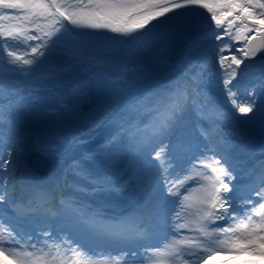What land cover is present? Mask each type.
I'll return each instance as SVG.
<instances>
[{"label":"snow or ice","instance_id":"snow-or-ice-1","mask_svg":"<svg viewBox=\"0 0 264 264\" xmlns=\"http://www.w3.org/2000/svg\"><path fill=\"white\" fill-rule=\"evenodd\" d=\"M193 6L206 9L210 14L209 23L214 24L212 37L217 42V63L227 100L239 114L247 117L250 124L264 130V101L257 102L255 89L250 90L247 97H242L233 84L245 61L254 59L258 52H264V0H0V10H3L0 14V53H6L10 58L8 63L22 61L24 66L31 68L35 61L21 56L19 49L11 50L9 42L19 46L22 40L29 41L31 43L23 46V52L44 57L50 47L48 41L40 36L45 27H53L59 33L65 28L63 21H67L90 32H110L130 37L153 21L160 22L153 24L152 29H164L176 17L169 16L168 20L160 18ZM41 21H48L49 24H42ZM28 32L32 34L28 35ZM44 35L48 40L52 39L50 33L45 32ZM78 39L83 48L98 46L95 40L83 36ZM4 62L0 55V65ZM206 64L207 60L202 68ZM59 74L60 71L54 67L47 75L55 77ZM193 81H197V77H193ZM85 87L87 83L82 82L72 88V93L82 94ZM259 87L264 89V80ZM156 100L167 115L158 121L151 136H164L184 122L186 88L175 82L166 93L157 95ZM63 107L67 108V105ZM127 110L125 105H116L105 110L90 128L61 137L62 143L74 147L90 142L81 137H91L104 125H118L116 135L109 141L97 144L81 159L72 162V170L86 181L87 187L70 185L65 176L38 179L34 174L25 172L20 188L22 191L45 193L40 196L39 202L35 197L27 202L17 198L16 184L9 182L6 175L13 163L12 150L4 155V137L0 133V258L10 261V264H177L178 260L179 264H206L209 258L221 253L250 251L256 256H264V162L253 183L247 186L251 198L241 197L240 189L233 184L237 177L228 157L230 145L220 148L206 130L201 131V135L209 141L206 152L200 155L193 153L188 157L189 167L195 173L192 180L198 183L185 189L195 195L184 213L181 212L183 201H189L190 196L176 191L178 185L184 183L183 180L168 178V169L173 164L170 156L161 157L167 145L152 156L154 160L161 161L166 193L151 191L131 165L126 174L118 175L95 172L85 166L96 157L105 155V150L121 139L126 129L119 114ZM3 121L0 107V124ZM151 136L128 137L129 155L139 154ZM10 139L19 143L15 137ZM246 142L251 143V140ZM259 151L264 153V144ZM18 156L22 157V153ZM60 187H70L90 197L105 198L118 196L130 187H136L138 207L129 213H108L106 209L113 206L110 200L101 199L90 204L75 197H65L57 202L51 193ZM168 197L177 199L170 202ZM142 201H150L151 208L146 209ZM169 203H173L172 208L168 207ZM4 205L9 206L11 215L2 207ZM53 221L58 230L39 228L35 235L21 230L26 222ZM165 227L172 233L168 242L162 246H150L148 241L163 232ZM188 232L197 235L186 241L180 239ZM82 241L94 244L97 250L89 251ZM213 242H219L224 247L213 248ZM176 244L188 251H177ZM105 248L118 251L105 252ZM69 253L74 255L69 256Z\"/></svg>","mask_w":264,"mask_h":264},{"label":"rangeland","instance_id":"rangeland-1","mask_svg":"<svg viewBox=\"0 0 264 264\" xmlns=\"http://www.w3.org/2000/svg\"><path fill=\"white\" fill-rule=\"evenodd\" d=\"M183 13V15H181ZM3 14V10H0ZM169 16L176 17L171 25H166L164 29H152L153 24H158L160 21H153L145 29L133 34V36L125 37L119 36L110 32H90L88 30L72 26L67 21H63L65 26L59 33H56L53 27H45L40 36L42 40L48 41L50 47L46 50L44 57L33 56L30 53L23 52V46L31 42L22 40L21 44L17 46L13 42H9L11 50L17 51L26 59L34 60V65L29 68L24 66L22 61L8 63L10 59L6 53H0L3 56L4 63L0 65V101L5 97L17 93L16 98L10 110L4 113V117H8L6 123L0 124V128L4 137L5 152L8 155L9 149L15 153L24 150L23 141H28L30 138L47 140V145L52 149L59 150L60 133H67L69 131H83L85 125L92 126L94 121L103 115L106 105L118 104L125 105L127 101L149 88H156L157 86L166 85L172 81L174 76H185L187 65L185 61L192 64L190 60L194 57L203 58L209 53L210 45L214 42L212 32L215 30L214 24L209 23L210 14L206 9L200 7H188L179 9L167 16L160 18L161 20H168ZM9 23V22H3ZM11 23H16L12 21ZM42 24H49L48 21H41ZM56 27H59L58 25ZM150 29H152L150 31ZM48 32L52 35V39L44 35ZM31 35L32 32H28ZM95 40L98 44L95 48H83L79 43V37ZM138 37V38H137ZM150 38L148 44L143 45L144 40ZM182 38V40H179ZM182 41L186 43V52L179 58L180 62H172L170 54L174 50L173 43ZM140 45V49L131 56L129 49L132 45ZM264 52H258L256 57L259 58ZM109 57H114L109 59ZM259 60V59H258ZM257 60V62H259ZM133 66L134 68L128 70L123 80H121L122 87L116 85L118 82H111L109 74L116 72H123L124 67ZM65 67L63 72L58 76L49 77L47 74L54 67ZM89 74H94V77L88 82V88H92L99 96V100L94 104L92 111H85L83 109L84 98L88 90L84 88L82 94H71V103L68 106V113L65 115V110L54 114L44 113V106L49 105L53 101L62 99L64 88L71 83L76 77H82ZM210 81L219 86L221 83L219 74H214ZM239 78L233 81L237 86L240 84ZM239 91V88L237 86ZM50 93V97L41 103L39 112L40 118L35 122L24 120L16 123L12 120L13 114L21 115L24 118L33 115L32 110H28L23 105L22 97L28 94L27 103H31L34 97L43 98L44 94ZM244 97V95H242ZM258 102H260L258 100ZM230 103V102H229ZM231 104V103H230ZM67 110V109H66ZM237 113L238 111L234 109ZM64 111V112H63ZM90 111V112H89ZM71 112L73 114H71ZM10 115V116H9ZM239 117L240 114L238 113ZM66 117V120L63 119ZM244 118V116H241ZM192 125V120H191ZM18 128H29L33 130L31 135L23 133L17 137ZM24 135V136H23ZM94 135V132L91 136ZM28 136V137H27ZM12 137H17L19 143L17 144ZM87 138V136H84ZM13 140V142H11ZM80 147V146H79ZM77 147L71 150H77ZM30 149V148H29ZM122 151L124 155H129V148L126 143L122 142L115 146L110 152ZM34 151L28 152L27 160ZM42 154H45V152ZM102 156H100L101 158ZM98 159V161L100 160ZM121 159V156L119 157ZM117 160V162L119 161ZM18 167L15 165L13 169L18 172L25 167L24 160H18ZM116 162V165H117ZM96 163V162H95ZM27 164V163H26ZM136 163V168L137 167ZM96 171H104V169L97 163ZM72 178L78 179L75 174ZM9 182H15L8 178ZM80 180V179H79ZM84 181V180H83ZM86 182V181H85ZM84 183V182H81ZM76 193V192H75ZM78 193V192H77Z\"/></svg>","mask_w":264,"mask_h":264},{"label":"bare ground","instance_id":"bare-ground-1","mask_svg":"<svg viewBox=\"0 0 264 264\" xmlns=\"http://www.w3.org/2000/svg\"><path fill=\"white\" fill-rule=\"evenodd\" d=\"M179 40H182V38H180ZM248 63H250V62H245V64H248ZM215 65L217 68V74H219V76H220L216 52H215ZM244 65H242L240 69H242ZM119 73L120 72L111 73L110 75H112V74L118 75ZM116 85H118L119 87L120 86L122 87L121 82L116 83ZM88 86H90V85L87 84V87H85L88 90L87 95L85 97V101H84L85 104H86V101L90 102L93 98H95L98 95L92 88H90V87L88 88ZM213 86H215V85L213 84ZM217 90H218L217 91V98L220 100V102L223 104L227 103L228 100H226L227 97L223 91L221 83L219 84V87H217ZM49 97H50L49 94L46 95L47 99ZM198 102H200V101H198ZM41 103H42V100L40 98H37V99H34V101L31 102L30 104H28V103L25 104L26 108L28 110L31 109L34 112L36 117L28 116V117L24 118L21 115L13 114V115H11L13 117L12 120L15 121L16 123H20L24 120H27L29 122H35V121L39 120V118H40L39 112H40ZM92 109H89V110L92 111ZM62 110H65V113H66L65 115L70 113V112L68 113V111H69L68 107L67 108L62 107ZM62 110H61V112H62ZM71 114H73V113L71 112ZM192 116H193V114H192L191 107L190 106L186 107L184 122L174 128V130H175V137L174 138L170 137L169 133L167 135H164V136H151V135H149V136H151V138L148 140L147 146L139 154L132 155V156L129 155L130 158L135 159V162L138 163L137 167H138L139 173L143 177V181L149 187V189L153 192L164 191L166 193V189L164 188L165 173L161 168V161L154 160L152 158V156L156 151L160 150L161 148H164L165 145H167L165 152L161 153V157L163 159L167 155V156H170V158H171V163L173 164V167L168 169V178L173 179V180H175V179L183 180L184 183L181 185H178L176 191H180L184 195L190 196L189 201H183V207L181 208L182 213L187 211L188 205L191 202V197L193 195H195V193H192L190 191H185V189L186 188L190 189L191 187H195L196 184L198 183V181L192 180V176H194L195 173L192 172L190 167H189L188 157L191 156L193 153H195L196 155H200L202 152H206V146H205L206 143H205L204 139L201 138L197 134V132L195 131V129L191 125ZM241 116L242 115L240 114V117ZM241 119H243L244 122L249 125V128L251 130H255V131L262 130L258 125L250 124L247 120V117H244V118L241 117ZM7 120H8V117L7 118L4 117L3 123L5 124ZM63 120L65 121L66 117ZM240 128H242V127L240 126ZM3 130H5L3 127L0 128V133ZM176 139H182L183 140L182 142L189 143L190 146L193 148H190V146L185 147V146H180V145L174 144L173 140H176ZM212 139L215 140L214 137ZM11 142H13V140H11ZM121 142H127V145H128V138L120 139L116 144H119ZM116 144H113L112 146L108 147L105 150V155H103L101 158H100V156H98V157H96V159L94 161L86 163L85 166L94 170L95 172H97L95 170L96 168L93 167L97 163L104 170H106V171H102L100 173L108 172V173H111L114 175L120 174V172H119V170H120L119 161L121 164L123 162L125 156H123L120 160L119 159L120 156L118 155L117 151L110 152V150H112V147L115 146ZM23 145H24V150L22 152H19V153H22V157L18 156V153H15L14 151H12L11 159L13 160V163L9 166V172L6 175L8 178L10 177V179L13 181H21V178L25 174L26 171L35 175V171L34 170L32 171L31 169H29V170L28 169L27 170L26 169H20L18 172H15V170L13 169V167L18 164V162H19L18 160L21 158L24 160L23 162L26 163V160L28 157V152L31 150L37 152L38 155L44 156L48 160H56L54 155H53V151H52V153L50 152L52 148H50L49 145H47V140L44 138L33 139V140L30 138L28 141H25V142L23 141ZM2 149H3L4 155L7 156V154L5 152L4 145H2ZM42 152L43 153L45 152V154H42ZM120 155H123V154H120ZM99 158H100V160L98 161ZM118 159H119V161L117 162ZM116 162H117V165H116ZM17 167H18V165H17ZM132 167L137 169L136 165H132ZM128 170H129V166L127 167V170H125V171H128ZM124 173H126V172H124ZM68 184H70V185L71 184H77V182L75 179H71L68 182ZM125 193H127V191L122 193L121 195H124ZM130 193H131V191H130ZM101 199L110 200L112 205H113V206L107 208L106 211H108V210L109 211H113V210L116 211L117 210V207L119 206L118 196H113L111 198H105L102 196H97L94 199H92V201L96 202V200H101ZM167 199L170 202H174L177 198L168 197ZM148 204L150 206L151 202L148 201ZM168 207L172 208L173 203H169ZM179 222H184V221H179ZM170 235H172L171 230L169 228L165 227L163 232H161L159 235L155 236L156 240H154L153 243H150V246H153V247L162 246L164 243L168 242V237ZM185 235L186 234L181 235L180 239L183 240L184 239L183 237ZM76 238L79 239L78 237H76ZM82 243L84 244V246H86L89 249V251L97 250L96 246L94 244L88 242V241H82ZM170 243L175 244L176 242L171 241ZM103 250L104 251H106V250L116 251V250L106 249V248ZM176 250L177 251L182 250L184 252H187L186 249H179L177 245H176ZM68 255L72 256L74 254L69 253ZM77 259H79V257H77ZM0 264H10V261L4 260L3 258H0Z\"/></svg>","mask_w":264,"mask_h":264},{"label":"water","instance_id":"water-1","mask_svg":"<svg viewBox=\"0 0 264 264\" xmlns=\"http://www.w3.org/2000/svg\"><path fill=\"white\" fill-rule=\"evenodd\" d=\"M175 47L176 49V53L172 55V59L176 60L184 51L185 49V45L181 42L175 43ZM99 99V96L97 95L95 98H93L90 102L86 101V104L84 105V110L87 111L89 110ZM40 159V157L38 155H34L31 163L35 165V162Z\"/></svg>","mask_w":264,"mask_h":264}]
</instances>
